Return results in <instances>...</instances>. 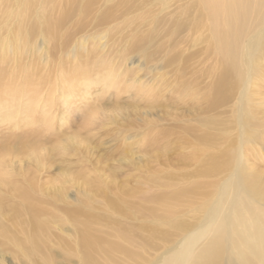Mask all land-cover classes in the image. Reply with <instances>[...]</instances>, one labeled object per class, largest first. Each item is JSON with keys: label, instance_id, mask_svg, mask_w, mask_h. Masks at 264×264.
<instances>
[{"label": "rangeland", "instance_id": "rangeland-1", "mask_svg": "<svg viewBox=\"0 0 264 264\" xmlns=\"http://www.w3.org/2000/svg\"><path fill=\"white\" fill-rule=\"evenodd\" d=\"M36 2L0 0V84L10 86L0 92V264H84V216L93 264H155L221 189H232L227 205L252 201L244 182H264V84L248 89L243 126L233 94L210 105L220 63L205 20L174 31L201 16L195 0ZM261 187L253 203L264 208ZM228 232L238 238L230 227L225 242ZM248 252L225 251L220 264H254Z\"/></svg>", "mask_w": 264, "mask_h": 264}, {"label": "bare ground", "instance_id": "bare-ground-1", "mask_svg": "<svg viewBox=\"0 0 264 264\" xmlns=\"http://www.w3.org/2000/svg\"><path fill=\"white\" fill-rule=\"evenodd\" d=\"M76 1L77 0H73L72 6L75 9L82 10L84 4L77 8ZM220 1L223 0H206L203 3H201L200 0H195L192 8L197 9L198 13L202 10L201 16L198 14L197 16H193L192 19H182L181 22H178L174 31L181 27L189 29L198 28L203 25L202 21L205 20L204 26H206L209 31L208 40L211 41V44L216 46L220 63V70L214 76L215 78L212 79L210 85L211 89L205 97L210 101V105L216 106L221 99H227L230 94H233L234 98L237 99V102L235 101V108H237L239 113L238 119H242L241 113H244V103L250 101L249 97L251 95L248 93V89H250L252 82L256 81L264 84V0H224L227 4H230L227 7L228 9L224 10L220 9ZM85 3L88 4L87 1H85ZM34 5L37 9H42L44 6V4L39 3V0H37L33 6ZM181 13L185 14L184 10ZM39 18L40 17H37V19ZM140 46L137 45L134 46L135 48L132 47L131 49L135 50L139 48L138 53H140V50H143ZM140 54L143 56L144 54L146 55L144 51ZM258 58L263 62H259V65L256 67L253 61ZM84 71H86V69ZM84 74L86 75V73ZM87 76L89 75L87 74ZM111 77L112 76H110V78ZM3 86L4 85L0 84V92L2 88L5 89V91L10 89V86ZM240 123L242 126L244 125L243 119ZM202 138L211 139V137L207 135H203ZM243 144V142L240 143L237 161H239L242 156L241 148ZM218 165L219 164L214 159L213 163H211L206 170L212 173L221 168L218 167ZM235 174V171H233L225 184L229 183ZM257 182L258 181L244 182V188L252 192V201H248L243 196H240L238 200L234 198L232 199V203L227 205L228 197L232 189H221V193L216 196L215 206L207 210L208 212H206L205 216L199 221L197 227L193 229L190 234H185L186 236L183 235L182 237H185L178 247H176L174 251L169 252L164 260L155 264H168V262L170 263L174 259L176 260L175 264H220L223 260V252L226 251L228 255L238 260V258L244 257L248 250L251 251L248 253L254 256L252 257L255 261L254 264H264V208L256 207L253 203L254 192L257 188H259L258 190H262L261 186L264 185V182L259 181L261 186ZM246 190H243V192H245L248 197ZM207 193L211 194V192ZM261 195L262 192H258L255 199L261 197ZM227 206L232 208L228 210L231 211V214L224 211ZM27 207L33 215H35L34 204L31 203ZM220 213L222 214V218L217 219L216 215ZM84 217L85 218L80 221L82 224L80 238L83 242L80 243L82 247L81 255L84 264H93L92 249L95 248L96 239L91 235V227L87 217ZM86 226L88 233L86 232ZM186 226L187 225L178 222L176 223L178 229H184ZM230 227L237 229L238 238L231 237L233 235L228 232L230 238L225 242L224 233L227 232ZM239 227H244L247 240L241 239ZM32 228L36 230L34 225ZM260 236H262V238H260ZM203 238H206L204 244L199 247L195 253L190 255L192 247ZM248 238H251L253 242ZM259 240L262 241L261 246L257 248L254 247L255 242ZM228 246L230 247L228 248ZM228 264H232V261L229 259Z\"/></svg>", "mask_w": 264, "mask_h": 264}]
</instances>
